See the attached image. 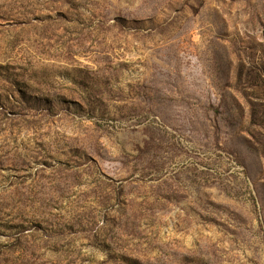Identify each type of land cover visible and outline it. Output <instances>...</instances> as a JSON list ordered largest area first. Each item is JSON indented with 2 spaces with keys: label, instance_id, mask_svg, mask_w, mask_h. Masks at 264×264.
Masks as SVG:
<instances>
[{
  "label": "rangeland",
  "instance_id": "1",
  "mask_svg": "<svg viewBox=\"0 0 264 264\" xmlns=\"http://www.w3.org/2000/svg\"><path fill=\"white\" fill-rule=\"evenodd\" d=\"M0 264H264V0H0Z\"/></svg>",
  "mask_w": 264,
  "mask_h": 264
}]
</instances>
